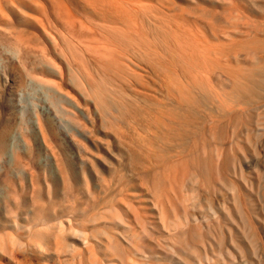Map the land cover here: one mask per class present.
Masks as SVG:
<instances>
[{"label": "rangeland", "instance_id": "obj_1", "mask_svg": "<svg viewBox=\"0 0 264 264\" xmlns=\"http://www.w3.org/2000/svg\"><path fill=\"white\" fill-rule=\"evenodd\" d=\"M252 1L0 0V264H122L102 229L123 249L125 227L100 218L105 208L121 210L128 194L155 210L130 125L180 91L172 70H186L185 91L209 90L193 79L188 45L225 40L231 12L261 18ZM254 150L238 164L248 205L212 264H264V144Z\"/></svg>", "mask_w": 264, "mask_h": 264}, {"label": "bare ground", "instance_id": "obj_2", "mask_svg": "<svg viewBox=\"0 0 264 264\" xmlns=\"http://www.w3.org/2000/svg\"><path fill=\"white\" fill-rule=\"evenodd\" d=\"M256 3L261 18H253L250 12L239 11L242 15L231 12L225 15L230 23L225 40L203 42V39L188 45L193 73H196L193 79H199L211 91L204 88L185 91L187 83L182 77L187 78L186 70L179 73L182 69L174 68L172 72L179 84L176 81L172 84L178 85L180 91H165V96L147 106L145 112H136L141 115L140 120L137 116L134 120L139 122L134 124L133 121L134 125L130 126L134 127L135 136H131L136 147L132 145L133 150L141 153L134 152L141 156L140 166L136 162L137 174L155 210L144 211L125 194L119 197L123 204L121 210L113 205L106 207L103 215L99 213L100 218L125 227L122 234L130 246L123 249L116 244L119 239L116 230L102 229L105 235L99 232L109 241V248L120 250L122 264H205L209 254L216 253L214 249L222 250L226 246H223L225 238L233 230L228 226L234 221L233 211L243 215L242 209L248 202L237 182L238 164L248 160L252 149L264 144V0ZM236 33L241 36L237 37ZM127 135L123 136L131 138ZM243 177L242 180L247 181ZM227 238L230 243L234 240ZM138 253L148 256V262L140 260ZM159 256H164L167 262L163 263L164 259L161 262Z\"/></svg>", "mask_w": 264, "mask_h": 264}]
</instances>
